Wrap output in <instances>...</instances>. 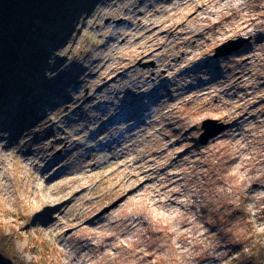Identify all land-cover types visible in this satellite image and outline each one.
I'll use <instances>...</instances> for the list:
<instances>
[{
  "label": "rangeland",
  "instance_id": "rangeland-1",
  "mask_svg": "<svg viewBox=\"0 0 264 264\" xmlns=\"http://www.w3.org/2000/svg\"><path fill=\"white\" fill-rule=\"evenodd\" d=\"M107 1L66 0L62 19L54 22L53 36L40 42L42 52L38 54L40 63L36 71H30L31 77L20 83L23 87L21 92L14 91L8 99H0L3 111V114L0 111V120L1 116L6 120L0 127V186H7L0 189V235L3 232L5 237H12L17 257L23 258L26 264L40 260L44 264H264V73L259 78L254 75L257 62L264 59V0H226L228 5H241L232 11L234 15L229 21L223 22L222 37L200 51L204 58L209 59L207 68L214 74L213 80L209 79L206 85L218 88L221 93L218 97L211 93L204 101L186 103L184 100L190 97V93H184L186 90L181 84L185 81L180 80L176 68L169 92L175 96L171 97L170 103L178 107L177 115L185 120L184 131L169 139L160 135L150 138L145 163L148 166L149 156H158L156 164L149 163L156 173H160L164 168L162 163L172 157L159 159L160 146L156 145V140L164 138V145L168 142L174 144L171 151L174 150L175 154L182 147L188 148L190 151L183 154V158L189 164L195 155L200 157L198 166H202L205 180L201 174L192 171H183L178 177L182 179L184 189L197 188L207 194L204 199L210 202L208 211L187 206L185 216L179 212L178 218L172 220V214L167 211L169 206L146 204L145 195L140 197L139 190L133 191L132 187L125 185L127 179L131 181L137 176L135 173L139 166L145 165L138 161L134 170H129V162L126 167L118 164V161H128L126 155L111 156L113 149L110 147L117 141L114 142L110 134L124 136L126 133L122 127H118L119 132L116 133L114 128L126 125V121L108 125V131L99 138H103L99 140L101 150L91 152L93 155L96 152V163L94 159H88L82 163V169L66 166L51 180L47 179L50 170L42 173L40 164L27 160L29 155L22 154L23 149H16L22 141L30 138H33L30 150L34 148V141L39 139L38 145L43 143L46 148L53 137L44 132L43 125H53L52 129L70 133L84 146L94 143L89 141L91 129L94 132V123L90 120L101 105L106 104L104 99L107 103L111 99L110 96L105 97L106 91L114 88L112 84V88L104 90V77L91 80L89 65L92 58L106 48L102 45L99 30L121 24L119 31H123L124 5L128 1L137 5L140 0H117V6L115 0L110 4ZM214 1L203 0L204 3ZM143 2L145 4L147 0ZM220 3L223 4V0ZM252 4L253 7L248 9ZM219 7L217 3L214 8ZM246 8L249 15H246ZM158 16L164 18L165 13L159 11ZM240 18L251 23V29L261 32L258 39L231 30ZM121 43L123 34L114 41V44ZM235 44L239 46L231 53L216 55L218 48L222 51V46L226 45L225 49ZM106 51L110 53L108 47ZM167 54L168 50L164 52ZM177 55L181 56L180 53ZM249 56L251 58L247 59ZM126 57L130 58L126 68L133 65L139 70L156 68V61L149 56L136 54ZM238 70L247 78L240 86L232 83ZM159 72H165V69ZM118 79L120 81L115 87L120 86L122 90L128 79L124 75ZM190 82L197 84L194 79ZM98 86L102 88L95 92ZM159 95L154 93L155 98ZM89 96L91 100L76 111L75 108ZM144 106L154 110L158 108L154 100L146 101L142 108ZM205 120H215L214 124H209V131L218 124L228 126L201 143L199 137L205 131L202 128ZM0 122L1 125L3 122ZM159 127L155 125V128ZM127 134L129 137L130 132ZM177 140L180 142L175 144ZM5 141L10 144L5 145ZM62 144L52 149L53 154L61 151ZM105 144L108 147H104ZM126 145L119 146L118 150ZM241 159L242 164H247L245 168L238 165ZM74 176L82 179L76 183L69 182L68 179ZM143 184L144 193L162 199V193L145 190L148 185H157L156 181ZM69 198V205L65 204L63 213L51 210L53 204ZM149 206L157 208L153 212L157 213L146 214L145 209ZM78 214L84 216L81 223L94 215H104L102 226L90 227L89 230L96 232L88 235L89 244L97 243L104 234L115 232V235L105 240L104 249L80 244L81 257L75 258L73 249L68 246L73 242L68 243L63 236L70 233L71 220ZM140 214H143L142 223L138 226L140 231L128 229L121 234V230H112L108 226L111 219L119 221L126 216L135 218Z\"/></svg>",
  "mask_w": 264,
  "mask_h": 264
},
{
  "label": "bare ground",
  "instance_id": "bare-ground-1",
  "mask_svg": "<svg viewBox=\"0 0 264 264\" xmlns=\"http://www.w3.org/2000/svg\"><path fill=\"white\" fill-rule=\"evenodd\" d=\"M142 1L143 0H140L137 5H135L133 1H128L124 5L125 11L122 15L123 31H119V29H121V24H119V26H111L108 30H99V36L103 40L102 45L106 48L101 49L100 53L97 52V56L92 58L89 65V69L92 71L91 80L97 81L104 77V79H106V82L102 85L104 90L109 87L112 88V84L114 88L112 91H106L105 97L110 96L111 99L108 103L104 99V103L106 104H103V106L101 105L99 111H97L96 115L90 120L91 123H94V132L91 129V134L89 135L91 140L89 141H94V143L84 146L82 142L75 140L70 133L61 129H59L61 131L55 130V128L52 129L53 125H43L41 128L45 130L44 132L48 136L50 134L53 137L46 145V148L43 143L38 145L41 140L39 139L34 141V148L30 150V143L33 141V138L22 141L17 146V150L21 149L22 151L23 149L22 154L27 153V156L29 155L27 160L30 159L32 162H35L36 165L40 164L42 173L46 172V170L51 171L47 179L52 178L53 175L58 174L61 169L69 165L82 169V163L88 159H94V163H96V161H98L95 156L96 152L101 150L99 149L101 144L99 140H103V138H99L105 131H108V125H114L116 121H126L125 123L127 124L115 126L114 132H119L118 127H122L126 134L124 136L122 134H110L111 138H114L113 141H117L116 145L110 147V149H113L111 156L126 155L128 161L125 163L118 161V164L126 167L127 162H129V170H134L133 167L138 161H143L145 163V159L148 156L147 152L150 138L160 135L169 139L179 131H184L183 125H185L186 122L177 115L179 111L177 110L178 107L170 103L171 97L175 96H171L169 92L171 89L170 81L176 75V68H178L177 73L179 74L178 77L180 80L184 79L185 81L181 84L182 88L186 90L184 93H190V97L184 100L186 103L196 100L204 101L211 93L216 97L221 93L218 88H211L213 86L206 85L209 83V79L213 80L214 74L209 72L211 70L210 68H207L209 67V59L204 58L205 55L200 51L212 41L214 42L222 37V30L224 29L222 28L223 22L226 20L229 21L234 15V13L231 14L232 11L236 10L241 4L237 5V7L236 5H228L226 4V0H223V4L220 3L222 0H216L214 3H204L203 0H147L145 4L144 2L142 3ZM110 3H112L111 0H108L107 4ZM217 3L220 4V7L215 9L214 7ZM115 6H117V0H115ZM252 7L253 4L250 5L248 9ZM115 9L117 10V8ZM136 9L138 10L136 11ZM159 11L165 13L164 18L158 16ZM246 11V15H249L250 13H248L249 10H247V8ZM251 20H253V18H251ZM250 25L251 23L246 20L243 21V18H240L237 25L231 26V30H236V32L240 34H248L258 39L257 35L261 32L253 28L251 29ZM105 32L106 34H104ZM122 34L123 43L114 44L117 37ZM107 47L110 53L106 51ZM166 50L169 51V54L164 55ZM178 53H180L181 56H178ZM136 54L151 57L156 61V68L152 70H139L136 69L137 66L135 65L126 68L130 60V58L126 56ZM117 55L120 56L118 57ZM250 58L251 56L247 59ZM262 61L261 63L257 62L254 72V75L258 78L264 73V59H262ZM244 64L247 65L248 62L245 61ZM162 68L165 69V72L160 73L159 71ZM122 75L128 79V83L124 84L125 87L121 90V87H115V84L120 81L118 77ZM235 75L237 76L232 80V83L237 86H240L241 83L247 80L245 74H241L239 70ZM185 78H189V80ZM192 79H194L197 84L192 85V82H190ZM102 86H98L95 92H100ZM190 90H193V92L191 93ZM154 93L157 95L160 93L161 95L155 98ZM168 94L170 98L167 97ZM95 97H97V95H95ZM90 100L91 96H89L88 100L81 102L75 110H79L80 106ZM148 100H154L158 108L155 110L146 106L142 108V104ZM0 102L2 103V101ZM106 105H108V107ZM1 107L0 111L2 110ZM147 111L150 112L146 114ZM1 114H3V111H1ZM120 114L125 115L121 118L119 117ZM1 117L0 121L3 123L0 127L6 122V120H4L5 118L3 116ZM139 125H148L149 127L140 128ZM155 125H160V127L157 129ZM247 131H249V129ZM127 132H130L129 137ZM184 133L187 134V132ZM1 139L2 137L0 140ZM163 140L155 141L156 145L160 146V152L158 153L159 159L163 160L169 155L172 157L169 161L162 163L164 168L160 170V173H156L155 170L149 167V163L156 164L155 159L158 158V156L154 158L149 156L147 160L148 166L146 163L144 166H139L138 172L135 173L137 176L131 181L127 179L125 185L132 187L131 189L133 191L139 190L140 197L145 195V198L147 197V199H145L146 204L151 203V205H155V207L158 205L169 206L170 208H168L167 211L168 214H172V216H170L172 220L178 218L179 212L180 215L185 216L188 211L187 206L199 207L203 212L208 211L210 202L204 199L207 194H204L201 189L197 188L184 189L182 179L178 177L179 173H183V171H192L201 174L205 180V172L202 170L201 165L198 166L200 157L195 155L191 164L186 161L184 162L183 154L188 153L190 150L182 147L180 152L175 154L176 152H174V150L171 151L174 144L171 145L168 144L170 143L168 142L164 145ZM179 142L180 141L177 140L175 144ZM4 144L9 145L10 143L9 141H5ZM61 144V151L53 154L52 149H55V146ZM124 144L127 145L121 150H118L119 146ZM106 146L108 147L107 144H105L104 147ZM129 148L131 149L130 155L128 154ZM169 149L170 153H168ZM93 150L96 151L95 155L91 153ZM238 165L241 168H245L247 164H242L241 159ZM70 178L68 181L71 183H76L82 179V177L77 178L75 176ZM151 180L156 181L157 185H148V188L145 190L162 193V199H160V197L155 199L154 196H149L148 193H144L143 183L145 181L150 182ZM132 184L135 185L132 186ZM1 188H7L6 184H2L0 186V189ZM126 194L127 192L125 195ZM188 196H190L191 199L188 200ZM68 200H70V198L53 204L51 210L53 212H59V214L63 213L66 208L65 204L69 205ZM180 207L182 211H178ZM155 210H157V208L153 209L150 207L145 209V213L150 216L157 213H153ZM160 214L163 216L164 212ZM142 215L143 214H140L135 218L126 216L123 220L119 221L111 219L108 221V226L112 230H121V234H125L128 229L140 231L138 226L142 223ZM83 218L84 216L81 214L73 218L71 220L70 233L63 236L68 243L73 242V245L69 243L68 246L74 250H72V252L75 253V258L81 257L79 245L83 244L84 247V244H89L88 235H93L96 232L94 229L89 230L90 227L98 228L103 225V221L105 220L103 214L94 215L90 217L91 219L87 220V222L81 223L80 221ZM114 235L115 232L104 234L102 239L97 243L89 245L92 247L99 246L101 249H104L105 240L112 238ZM132 241H135V239L132 238Z\"/></svg>",
  "mask_w": 264,
  "mask_h": 264
},
{
  "label": "trees",
  "instance_id": "trees-1",
  "mask_svg": "<svg viewBox=\"0 0 264 264\" xmlns=\"http://www.w3.org/2000/svg\"><path fill=\"white\" fill-rule=\"evenodd\" d=\"M65 2L0 0V99L21 92L20 83L31 77L30 71H36L42 52L40 42L53 36L54 22L62 19ZM5 236L3 232L0 235V264H17L18 260V264H26L17 257L12 237ZM32 264L44 263L40 260Z\"/></svg>",
  "mask_w": 264,
  "mask_h": 264
},
{
  "label": "water",
  "instance_id": "water-1",
  "mask_svg": "<svg viewBox=\"0 0 264 264\" xmlns=\"http://www.w3.org/2000/svg\"><path fill=\"white\" fill-rule=\"evenodd\" d=\"M229 43L231 44L232 42H229ZM225 46L226 45L222 46V51L218 48L216 55L229 54L233 50L237 49L239 45L238 44L230 45V46H228L227 48L224 49ZM210 123L214 124L215 120H205L203 122L202 128L205 129V131L200 135L199 142L205 143L206 140H208V138L216 135L217 133L221 132L222 130H224L228 126V125H225V124H218V125H215V128L212 131H209V124Z\"/></svg>",
  "mask_w": 264,
  "mask_h": 264
}]
</instances>
